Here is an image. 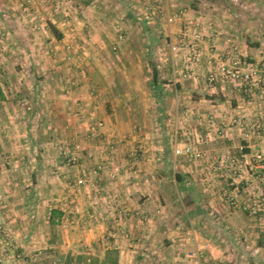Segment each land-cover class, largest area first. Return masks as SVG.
<instances>
[{"label":"crops","instance_id":"1","mask_svg":"<svg viewBox=\"0 0 264 264\" xmlns=\"http://www.w3.org/2000/svg\"><path fill=\"white\" fill-rule=\"evenodd\" d=\"M168 1L174 7L182 4ZM191 1L195 4L189 6L192 11L212 22L209 32L217 38L212 62L217 55L224 57V46L232 42L247 60L264 56V0H253L250 11L241 8L243 0H226L224 6L222 0ZM131 3L0 0L2 47L10 50L15 43L23 53L12 57L4 51L0 58V223L5 228L0 232V257L12 254L3 243L11 238L20 258L5 259L9 264H89L91 258L103 260L107 250L116 252L117 264H195L187 257V251L195 247L203 250V264H239L243 260L264 264V234L251 249L245 248L244 240L255 235L250 228L255 222L233 208L249 197L224 202L219 195L224 185L213 172V164L223 160L233 166L232 172L238 168L240 172L256 153L264 156V132L245 140L232 121L245 114L259 121L264 130V96L251 102L248 95L229 85L206 83L205 57L195 76L174 74L173 66H179L181 55L170 53L162 21L154 16L147 22L144 10L134 12ZM203 5L208 9H202ZM35 12L47 21L33 30L30 25ZM10 21L13 28L23 31L24 42H12ZM117 21L124 33L120 41ZM65 42L71 44V60L65 57ZM113 44H117L116 50L111 49ZM75 58L81 60L83 77L77 76ZM75 77L77 87L64 89V83ZM46 92L56 97V133L51 139H39L32 125L39 112L36 100ZM97 118L104 122V133L116 138L113 162L126 156L131 165L123 167L115 181L102 174L95 184H86L76 200L83 214L72 228L64 229L56 216L70 205L63 199L65 182L80 172L92 176L90 169L100 156H86L77 167L67 165L57 149L59 132L67 125L71 132L84 134ZM186 129L192 133L191 143L205 152L209 168L203 167L200 159L174 154L173 137L180 146ZM98 142L94 136L82 137L89 150ZM17 145L22 151L26 145L29 149L39 146L37 160L42 168L32 172L37 181L11 179L13 170L6 164ZM134 150L137 160L130 155ZM2 152H8L4 159ZM230 160L241 163L233 165ZM242 173L244 180L233 185L238 181L233 178L226 190L233 195L239 188L248 191V179L254 177L256 195L261 194L258 201L264 205V168L248 165ZM52 205L55 208L49 217L47 210ZM228 205L231 211L223 216L218 208ZM118 210H122L119 218ZM258 219L255 231L262 234L264 217ZM117 221L122 233L105 237ZM211 221L225 222L224 233L214 227L216 236L226 235L225 249L201 230Z\"/></svg>","mask_w":264,"mask_h":264},{"label":"built area","instance_id":"2","mask_svg":"<svg viewBox=\"0 0 264 264\" xmlns=\"http://www.w3.org/2000/svg\"><path fill=\"white\" fill-rule=\"evenodd\" d=\"M67 1L71 3V0ZM66 15L68 16V14ZM154 16H158L160 21H162L160 26L166 38L170 53L173 56L176 54L181 55L179 66H173L174 74L185 78L195 76L197 69L205 57L207 69L204 74V80L206 83L212 85L217 83L229 85L238 92L248 95L250 98L264 96V57L258 60H247L241 53L238 44L232 42L230 45L224 47V57L217 55L216 62H212L211 57L215 55L211 54L214 53L217 38L213 32H209V24H205L204 20L193 13L189 6L178 5L174 7L168 0H157L146 6V10L144 11V17L147 22L154 19ZM34 17V26L41 23L44 24L45 17L43 14L37 12L34 14ZM120 24L119 21L116 22L118 41L124 37ZM62 47L66 52L65 57L71 60V44L65 42ZM117 47V44H113L111 49L116 50ZM75 61L78 67L77 76H85L82 65L80 64L81 60L75 58ZM76 87V77L64 83V89L66 90H71ZM232 121L238 124L243 139L245 140H249L251 136L255 135L254 128L260 126L259 121L252 120L245 114L241 117L233 118ZM103 126V120L97 118L89 123L88 130L84 134L79 131L71 132L67 125L63 126L59 132L57 149L67 165L77 167L86 156L92 157L95 153L100 156L99 160L90 169L92 176L80 172L71 180L65 182L63 199L65 205L66 202L70 203V205L67 204V207L62 208L61 215L56 218L61 228H72L76 224L77 217L83 214L76 200L80 197L81 190L86 184H95L102 174H107L112 181H115L119 178L122 168L131 165L126 156H122L118 159V162H113L116 138L105 134ZM190 134L191 131L186 129L183 133L184 138L187 139ZM85 136L98 138L99 142L95 149L89 150V148L84 147L82 137ZM173 143L175 145L173 148L174 154H184L193 159H199L205 156L204 151L196 148L188 140L183 141L182 139V144L177 146V137L174 136ZM243 147V145H240V150ZM137 154L136 150L130 153L134 157V160H137ZM255 157L257 160H263L262 164L264 166V156L256 153L254 155ZM230 161L233 162V160ZM52 209H54L53 205L47 210L49 217L52 216ZM121 213L122 210H118V218ZM4 229L3 224L0 223V232H4ZM118 233H122L119 221L111 229L107 230L105 237H115ZM3 243L6 244L9 250L12 249L13 252L10 251L12 254L7 253L3 257H0V264H9L5 260L9 257L15 261L20 258V254L14 251L15 246L11 238H6L3 240ZM187 257L195 264H203L204 253L200 247H195L193 250L187 251ZM56 260L59 261L60 258L57 257Z\"/></svg>","mask_w":264,"mask_h":264},{"label":"rangeland","instance_id":"3","mask_svg":"<svg viewBox=\"0 0 264 264\" xmlns=\"http://www.w3.org/2000/svg\"><path fill=\"white\" fill-rule=\"evenodd\" d=\"M65 1V0H64ZM133 3L135 5H133V3H131V6L130 8L134 11V12H137V13H140V9L142 10H146V6L150 5L151 3H154L156 2L155 0H132ZM176 1H179V4L182 5V6H190V7H194L195 4L191 1V0H176ZM176 1H173L174 4H177ZM253 0H243L241 3L243 4L241 8H243V10L245 9H248L249 11L252 10L254 8V4L252 2ZM77 0H71V4H76ZM225 2L226 0H222L221 1V5H225ZM121 5V4H120ZM174 6V5H173ZM206 6V7H205ZM201 8V7H200ZM208 9L207 8V5H203L202 6V9ZM192 9V8H191ZM263 11H264V5L262 7ZM193 13H195L194 11H192ZM37 13V12H35ZM142 14V13H141ZM33 18V17H31ZM14 19V17H13ZM34 20H35V17L32 19V22H31V28L33 30L35 29H38V27H40V24H37L36 26H34ZM46 18H45V22L44 24L41 23L42 25H46ZM15 24L16 22H18L16 19L15 21H13ZM12 21H10V24H12V28L14 27V23ZM204 22L205 24H209V26L212 27V22L211 20L209 19H204ZM210 28V27H208ZM14 30H11L10 33H12L11 35H8V36H11V38L13 39L12 42H24V37H23V31L19 30V29H16V28H13ZM213 31V30H212ZM28 34V32H27ZM0 35H1V32H0ZM6 36V35H4ZM21 39V40H20ZM12 48H10V50H8L7 48H4L2 47V42H0V58L2 55H4V51H6L7 53L11 54L12 57H18L19 53L20 54H23L21 51H19V49L16 47L17 45L15 43H12ZM225 47V46H224ZM264 57V56H263ZM262 58V57H261ZM254 60H258V59H254ZM1 63H0V73L2 71L1 69ZM29 72V70H28ZM31 79H29V86L31 85ZM56 84H58L57 82H55ZM55 94L57 95L58 94V88H57V91H55ZM50 95H48V93L46 92L45 94H41V96L39 98H37L36 100V103H37V106L39 108V112L36 114V116L34 117L33 120H35L36 124L35 125H32V132L37 136V138L39 139H42V138H47L49 137L50 139L54 137L55 133H56V128H54L55 126V122L57 121V116L55 115L54 112H57L56 111V108L53 107L54 106V103L53 101L56 99V97H49ZM263 97V96H262ZM262 97H253V98H249V101L251 102H258L259 99H261ZM31 100H27V102ZM40 124V127L37 125V124ZM238 125V124H237ZM38 128H40V130L38 131ZM239 128V127H238ZM255 135H258L260 133V130H261V133L264 132L263 127L260 125L259 127H255ZM192 134V133H191ZM190 136L192 135H189L187 139L184 138V135L181 136L184 140H188L189 142H191L189 139H190ZM240 136H243L242 134ZM180 139V138H179ZM18 144V143H17ZM196 147V146H195ZM20 148H21V145H20ZM18 147V145L16 146L15 150L11 153L10 158L11 160L9 161L8 164H6V166H10V168L8 169H12L13 171L12 172H9L11 173V179H13V181L15 182H33V180L35 181L37 177L36 175L34 176L32 174V172L35 170H37L39 168V166L41 167L42 164L41 163H38L40 161L37 160V157H38V148L39 146L36 145L34 146L33 148L29 149V146L26 145V149L24 151H22V149H20ZM197 148V147H196ZM200 149V148H198ZM202 150V149H200ZM4 154H8V152H2L1 153V156L2 158L4 159ZM203 158V159H202ZM200 159V162H201V165L204 167H208V162H207V159H204V156L199 158ZM2 161V160H1ZM4 163V161H2ZM234 163L236 165L239 166V164L241 162H237V161H233V165ZM263 160H257L256 157L254 158H250L247 160V163H244V167L242 168V172L246 169V167L248 165H251V167H256L258 166L259 164V168H264L263 166ZM11 164V165H10ZM4 165V164H3ZM215 165V169L213 172L214 173H217V178L215 179H218L221 181V184L224 185V187L220 188L219 189V195L220 197L223 198L224 202L227 200L228 202L231 201L230 198H232V200H235L236 197H239V196H248L249 199L245 200L244 203L241 202V204L239 206H235L233 207L234 209H236L237 211H239L240 213H245L247 214L248 216L250 217H253V221L255 222L254 225H252L251 228V231L253 234L255 235H251L249 237H247L246 240H244L245 244V248L247 249H251V247L253 246V244L258 241V239L263 236V232L264 231H261L262 234L260 233H257L255 230H257V227L259 226L257 224V221L259 220L258 218H262L264 217V205H262L261 201H258V198L261 197V194L260 195H256L258 194L257 191L255 192V190L257 189V179L254 178V177H250V179H248V182L250 183L249 185L246 186V189L248 191H252L254 192V194L252 195V193L249 195H245V193L247 194L248 191H246L244 189V192L242 191V189L239 188V191H236V194L233 195V193L231 194L228 190H226V186H231L230 185V181L234 182L233 178H237L238 181H236L235 183H233V185L239 183L241 180H244V177H240L241 175H243V173L239 171V168L238 169H235V172L233 173L232 170H230V168H232L233 166L230 165V163H226V161H222V163L216 165L215 163L213 164ZM218 166V167H216ZM213 166H210L211 169L214 168ZM42 168V167H41ZM209 168V167H208ZM7 169V168H6ZM36 173V172H35ZM203 175V174H202ZM246 175V174H245ZM6 177V176H4ZM24 177V178H23ZM7 179V178H6ZM19 179V180H18ZM8 181V180H7ZM37 181V180H36ZM254 190V191H253ZM233 195V197H231ZM253 196V197H252ZM227 204V203H226ZM232 204H236V201H233ZM53 208V207H52ZM55 208V207H54ZM210 209V207L208 208ZM219 209V212L225 216L227 215V212H229V210L231 211V208L228 206L226 207H220L218 208ZM61 215V214H60ZM59 215V216H60ZM208 215V214H207ZM58 216H56L57 218ZM210 217V215H209ZM213 220V219H211ZM219 226V230L226 232L227 230V226L225 224V222L223 223H220L218 221V223L216 222H212L211 223H208V224H203L201 227V230L206 233L207 237H213L215 238V242L217 243H221L223 244V247L225 249L226 246V235L222 234L219 235V236H216L215 235V226ZM264 225V224H263ZM215 227V228H214ZM254 230V231H253ZM259 237V238H258ZM222 264H229L228 261H226V263H222ZM233 264V262H232ZM239 264H246V261L243 260L242 262H240Z\"/></svg>","mask_w":264,"mask_h":264},{"label":"trees","instance_id":"4","mask_svg":"<svg viewBox=\"0 0 264 264\" xmlns=\"http://www.w3.org/2000/svg\"><path fill=\"white\" fill-rule=\"evenodd\" d=\"M89 264H117L116 252L114 250H107L103 260L99 261L97 258H91Z\"/></svg>","mask_w":264,"mask_h":264}]
</instances>
